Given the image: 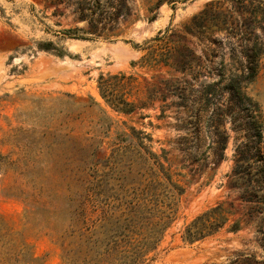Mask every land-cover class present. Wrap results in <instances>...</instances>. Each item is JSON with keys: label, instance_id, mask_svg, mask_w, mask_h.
<instances>
[{"label": "rangeland", "instance_id": "rangeland-1", "mask_svg": "<svg viewBox=\"0 0 264 264\" xmlns=\"http://www.w3.org/2000/svg\"><path fill=\"white\" fill-rule=\"evenodd\" d=\"M94 1L116 6L118 0ZM92 2L0 0V264L61 263L55 232L67 218L66 210L58 222L52 207L45 210L39 203L35 183L48 179L50 164L59 171L58 181H69L73 176L64 169L76 166L83 172L86 146L95 151L94 161L109 158L118 144L134 143L132 129L142 132L143 139L151 138L144 143L154 152H168L174 179L184 189L177 219L151 264H253L246 258L264 262V203L242 201L244 194L255 192L264 199V56L256 77L242 82L240 94H235L226 87L235 73L222 69L228 47L211 43L222 41V25L207 20L201 29L186 32L211 3L218 2L217 10L224 13L233 11L232 3L190 0L175 11L165 4L150 13L156 0H130L131 18L114 22L91 7ZM85 8L90 11L82 19ZM170 25L203 61L195 80L170 68L141 65L146 52L135 47H144ZM76 28L95 34L87 40L64 36L65 30ZM106 32L115 36L104 39ZM118 73L136 77L144 91L160 85L161 79L184 77L191 95L186 107H177L180 101L168 97L133 114L118 113L98 89L100 75ZM207 90L213 97L207 111H201ZM234 171L239 177H233ZM236 180L241 189L233 187ZM221 202L232 203L244 216L242 229L223 230L195 244L183 242L184 226Z\"/></svg>", "mask_w": 264, "mask_h": 264}, {"label": "trees", "instance_id": "trees-1", "mask_svg": "<svg viewBox=\"0 0 264 264\" xmlns=\"http://www.w3.org/2000/svg\"><path fill=\"white\" fill-rule=\"evenodd\" d=\"M129 1L118 0L116 6H110L109 2L93 0L91 7L117 22L119 18H131ZM189 1L156 0L148 11H157L165 4L175 11L178 5ZM228 1L232 3V12L218 11L219 3L213 2L193 18V27H186V32L192 34L193 28L201 29L207 20L222 25L221 31L225 34L222 41L215 38L211 43L218 45L219 49L228 47L227 53L223 55L222 69L233 71L236 77L226 87L231 92L240 94V84L244 81L251 82L256 77L260 59L264 56V43L261 40V36H264V0ZM86 10L85 8L82 12V19L88 17ZM153 20L155 16L149 19ZM89 25L93 29L92 22ZM255 26L257 32L253 28ZM110 33L112 32H106L104 39L115 36ZM63 34L68 39L87 40L89 34L95 33L76 28L65 30ZM135 48L146 52L141 59L144 68H170L183 76L191 75L193 79L201 75L203 61L186 46L182 37L173 33L171 25L144 47ZM226 70H221L223 75ZM159 83L153 89L147 88L144 91L139 88L136 77L118 73L100 75L98 89L103 101L118 113L133 114L139 109H147L158 100L166 101L168 97L180 101L177 107H186L184 104L188 102V95H191L192 90L184 77L161 79ZM211 95L209 90L205 92L201 111H207L213 97ZM166 106L161 108L162 115ZM141 135L142 132L132 129L134 143L118 144L111 156L102 160L94 161L95 151L86 146L87 165L81 174L76 166L73 170L65 168L73 178L60 182L56 179L59 172L57 167L50 164L47 169L48 175L50 174L48 179L35 183L41 194L39 203L45 210L52 207L50 213L57 217L58 222L59 214L66 210L67 218L59 222L61 229L55 232L61 250L60 264H151L158 258L161 244L177 219L178 198L184 193V189L174 179L176 174L169 165L168 152H154L144 143V140L151 141V138L143 139ZM70 140L78 142L73 136ZM240 162L241 159L238 158L236 168ZM235 172L233 177H239L240 173ZM232 185L241 189L237 180L232 181ZM26 198L29 200L31 195ZM260 199L257 192L252 196H242L243 202L264 203V199ZM244 223L246 224L244 216L236 212L232 203L221 202L187 223L181 232V240L187 244H195L215 237L223 230L237 233ZM245 260L253 264H264L249 258ZM34 263L35 260H32L31 264ZM236 263L237 261L233 264Z\"/></svg>", "mask_w": 264, "mask_h": 264}]
</instances>
